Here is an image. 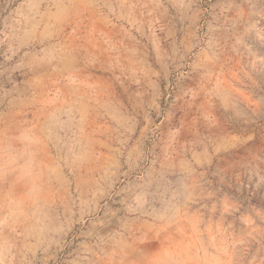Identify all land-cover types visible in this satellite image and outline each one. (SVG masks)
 <instances>
[{
    "label": "rangeland",
    "instance_id": "374dc122",
    "mask_svg": "<svg viewBox=\"0 0 264 264\" xmlns=\"http://www.w3.org/2000/svg\"><path fill=\"white\" fill-rule=\"evenodd\" d=\"M0 264H264V0H0Z\"/></svg>",
    "mask_w": 264,
    "mask_h": 264
}]
</instances>
